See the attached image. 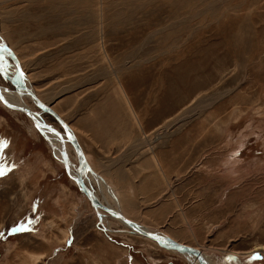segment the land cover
<instances>
[{
    "label": "rangeland",
    "instance_id": "rangeland-1",
    "mask_svg": "<svg viewBox=\"0 0 264 264\" xmlns=\"http://www.w3.org/2000/svg\"><path fill=\"white\" fill-rule=\"evenodd\" d=\"M0 37L99 199L210 264H264V0H0ZM14 72L0 56L12 96ZM55 153L0 100V264H198L93 208Z\"/></svg>",
    "mask_w": 264,
    "mask_h": 264
},
{
    "label": "water",
    "instance_id": "water-1",
    "mask_svg": "<svg viewBox=\"0 0 264 264\" xmlns=\"http://www.w3.org/2000/svg\"><path fill=\"white\" fill-rule=\"evenodd\" d=\"M2 48L4 50H2ZM2 48H0V56H7L15 62V72H14L11 80H12L17 92L19 94L30 96L31 99L35 102V104L39 108H41V110L51 114L63 127L66 138L63 137L62 134L58 130L54 129L52 125L45 124V122L44 123L41 122V120H39L37 118V116H38L37 112H32L29 108H26V106L10 103L6 99V97L4 96V92L2 91L1 87H0V100L5 105H7L8 107L13 108L15 110H20L23 113L30 116V118H32V120H33L34 125L36 127H38L39 129H40V127L48 128L49 130L59 134V136H61V139L63 142L69 141L74 146L75 150L79 154V166L77 168V175L74 176L71 173L70 166H69V160H68L67 156H65V160H64L65 169L67 171V174L77 183L80 190L88 197L93 208H95L97 211H98V209H102V210L106 211L111 217L116 218V219L120 220L121 222H123L124 224H126L131 229L132 232L137 233V234L142 235V236H145V237L157 242L158 244H160L164 248L176 250V251L181 252L183 254L187 253V254H191L193 256H196L199 264H210V262L205 258V256L202 254V252L198 248L184 244V243H181V242H179V241H177V240H175L169 236H166V235L160 234L158 232L152 231L151 229L142 226L141 224L137 223L136 221L127 218L120 209H115L112 206L105 205L97 197H95V195L91 191V189H89V187L85 184L84 171L88 170L91 173H93L95 176H96V172L93 171V169L89 166L87 158H86V156L83 152V149H82L80 143L78 142L75 134L70 129V126L66 123V121L51 106H49L46 103H44L43 101H41L32 88L25 86L24 82L26 80H28V77L23 72L22 67H21V63H20L17 55L15 54V52L11 48H9V46H7V45H3ZM5 50H8V52H6ZM21 72L23 73V75H21ZM19 90L22 92H19ZM17 92H15V93H17ZM41 132L43 133L42 130H41Z\"/></svg>",
    "mask_w": 264,
    "mask_h": 264
},
{
    "label": "bare ground",
    "instance_id": "bare-ground-1",
    "mask_svg": "<svg viewBox=\"0 0 264 264\" xmlns=\"http://www.w3.org/2000/svg\"><path fill=\"white\" fill-rule=\"evenodd\" d=\"M0 41L1 42H3V43H1L0 42V48H2V46L3 45H6L5 44V42L3 41V39H1V37H0ZM8 46V45H7ZM10 48V47H9ZM2 50H4L3 48H2ZM6 52H8V50H5ZM16 54V53H15ZM17 55V54H16ZM1 57H6V58H9V57H7V56H1ZM17 57H18V55H17ZM11 59V58H10ZM18 59H19V57H18ZM12 60V59H11ZM13 61V60H12ZM20 61V60H19ZM21 63V62H20ZM13 64H14V67H15V62L13 61ZM21 67H22V65H21ZM22 70H23V68H22ZM24 72V71H23ZM27 82H29V80H26L25 82H24V84H25V86H27V87H29V85L27 84ZM29 88H31V86L29 87ZM2 89V88H1ZM33 89V88H32ZM2 91L4 92V96L6 97V99L10 102V103H12V104H17V105H22V106H26V105H24L23 104V102H22V100H21V97L22 96H24L23 94H19L17 91V93H16V95L15 96H12V95H10V94H8L7 92H5L3 89H2ZM19 92H22V91H20L19 90ZM36 93V92H35ZM37 95V94H36ZM19 96V97H18ZM28 96V95H27ZM30 97V96H29ZM31 98V97H30ZM39 98V97H38ZM40 99V98H39ZM41 100V99H40ZM2 102V101H1ZM3 103V102H2ZM35 103V102H34ZM4 104V103H3ZM5 105V104H4ZM5 106H7V105H5ZM8 107V106H7ZM10 108V107H9ZM26 108H28L27 106H26ZM12 110H15V109H13V108H11ZM30 109V108H29ZM31 110V109H30ZM16 111H20V110H16ZM32 112H37V114H38V116H37V118L39 119V120H41V122H45L44 120H43V117H42V115H41V113L40 112H38V111H33V110H31ZM20 112H22V111H20ZM41 112H45V111H43V110H41ZM47 114H49L48 112H46ZM27 115V114H26ZM51 115V114H50ZM30 117V116H29ZM32 119V118H31ZM67 123V122H66ZM45 124H47L46 122H45ZM68 124V123H67ZM69 125V124H68ZM38 128V127H37ZM54 128V127H53ZM39 129V128H38ZM40 129L43 131V133H44V135H46L47 136V138H48V140H49V143H50V145L52 146V147H54V149H56V155H57V157L58 158H60L61 160H63L62 161V163L64 162V160H65V156H67L68 157V160H69V166H70V171H71V173L74 175V176H76L77 175V168H78V166H79V164H78V166H77V168L76 169H74L73 170V168H71V165H70V159H69V154H68V149H67V141H62V139H61V136H59V134H57V133H55V132H53V131H51V130H49L48 128H45V127H40ZM39 129V130H40ZM54 129H56V128H54ZM71 129V128H70ZM40 130V131H41ZM56 130H58V129H56ZM72 130V129H71ZM59 131V130H58ZM60 132V131H59ZM61 133V132H60ZM62 134V136L63 137H65L66 135H65V132H64V134L63 133H61ZM66 138V137H65ZM77 138V137H76ZM78 140V139H77ZM79 142V141H78ZM84 152V151H83ZM85 154V153H84ZM87 158V157H86ZM85 172H87V171H84V176H85ZM93 174V173H92ZM85 178V184L88 186V184H87V177H84ZM93 178H95V179H97V181L99 182V183H102V180L100 179V177L99 176H97V174H96V176L93 174ZM89 187V186H88ZM89 189H91L90 187H89ZM91 191L94 193V191L91 189ZM94 195H95V197H97L98 199H99V197L94 193ZM88 198V197H87ZM101 202H103L101 199H99ZM103 204H105V205H108V206H112V205H110V204H107V203H105V202H103ZM113 207V206H112ZM115 209H117V208H115ZM100 209H98V211H99ZM102 210V209H101ZM104 211V210H103ZM106 212V211H105ZM110 216V215H109ZM128 218V217H127ZM126 225V224H125ZM127 226V225H126ZM143 226V225H142ZM145 227V226H144ZM145 237V236H144ZM201 251V250H200ZM202 252V251H201ZM185 254H187V253H185ZM202 254H203V252H202ZM204 256H205V254H203ZM191 256H193V255H191ZM194 257V259H195V261L199 264V262H198V259H197V257L196 256H193ZM205 258H206V256H205ZM207 259V258H206ZM208 260V259H207ZM209 261V260H208Z\"/></svg>",
    "mask_w": 264,
    "mask_h": 264
},
{
    "label": "snow or ice",
    "instance_id": "snow-or-ice-1",
    "mask_svg": "<svg viewBox=\"0 0 264 264\" xmlns=\"http://www.w3.org/2000/svg\"><path fill=\"white\" fill-rule=\"evenodd\" d=\"M21 75H23V73L21 72ZM2 146L6 147L7 143L5 142ZM9 171V169L6 168H0V176H3L6 174V172ZM23 231L25 230V227L23 225L19 226V228H14L13 231ZM232 257H229V259H231ZM252 260H256V259H264V257H261L259 253H254L253 256L250 258Z\"/></svg>",
    "mask_w": 264,
    "mask_h": 264
}]
</instances>
